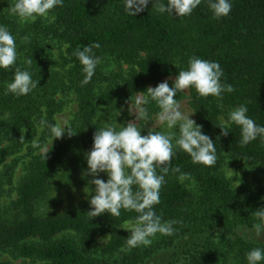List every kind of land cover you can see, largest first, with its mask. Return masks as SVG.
<instances>
[{"label":"trees","instance_id":"16d2710c","mask_svg":"<svg viewBox=\"0 0 264 264\" xmlns=\"http://www.w3.org/2000/svg\"><path fill=\"white\" fill-rule=\"evenodd\" d=\"M166 2L150 0L142 12L133 16L124 11L123 0H64L62 6L52 10L55 22L43 25L40 21L29 24L10 14L9 7L15 0H0V25H5L15 39L28 32L53 34L68 45L71 64L62 75L48 71L39 59L40 44L31 39L30 63L18 58L14 67L0 69V167L9 154L33 143L40 135L39 128L41 141L51 137L41 120L56 123V115L65 107L56 99L60 92L73 90L80 106L69 125L75 134L51 148L47 157L41 153L34 156L14 202V217L0 220V249L13 258L34 264H142L152 253L144 246L120 250L130 235L120 226L133 220L138 215L135 211L121 209L119 217L105 212L89 219L91 206L87 201L61 214L37 212L38 201L63 166L77 161L87 169L86 154L92 149L93 136L106 126L99 116L100 107L111 105L118 91L116 86L98 87L97 68L91 82L81 84L85 74L74 53L93 42L100 44L93 52L101 60L112 56L131 66L124 78L129 98L136 94L148 96V87L165 77H176L187 69L193 56L219 63L223 70L221 83L231 84L233 92L217 99L202 97L190 88L196 123L214 141L217 162L212 167L193 163L189 154L176 148L167 173L157 168V174L165 176V183L160 189V203L154 207L163 220L178 221L175 233L169 236L172 240L189 234L220 233L218 241L206 239L203 250L193 254L187 264H221L229 254L235 255L236 264H247L248 251L264 249L238 231L260 222L254 213L264 207V139L258 137L242 145L239 126L231 125L226 136L218 127L223 126L221 115L240 105L248 108L247 115L257 124L264 125V0H231V12L219 19L214 17L208 0H202L187 17L161 13L158 9ZM17 67L29 71L39 84L26 96L5 95L6 84ZM175 98L178 102L183 99V91H178ZM142 106L147 109V118L161 113L150 98ZM224 153L252 167L250 183L239 190L218 172ZM181 173L190 174L197 191L178 179ZM98 236H109V240L100 245L95 240Z\"/></svg>","mask_w":264,"mask_h":264},{"label":"clouds","instance_id":"9594fccd","mask_svg":"<svg viewBox=\"0 0 264 264\" xmlns=\"http://www.w3.org/2000/svg\"><path fill=\"white\" fill-rule=\"evenodd\" d=\"M63 2L64 0H15L9 7V13L21 20L35 21L38 18H48L51 11L62 6ZM149 2L150 0H123L124 11L136 16ZM201 3L202 0H167L158 10L175 17H187ZM208 6L217 19L227 17L232 9L231 0H208ZM99 47L98 42H93L74 53L85 74L81 81L82 85L91 82L97 66L101 63V58L93 52L94 48ZM17 60L15 37L5 25H0V69L14 67ZM222 76L223 70L218 62L193 56L188 62L187 69L179 71L176 75L171 87L165 80L155 87H148V96L137 99L138 112L135 113L137 119L147 118V109L141 105L149 103L150 98L160 107V118L166 122L167 127L169 129L178 127V136L157 130H149L146 135H142V129L131 122L123 125L118 131L115 126L106 125L95 132L92 149L86 154L87 173L93 177L90 183L95 185L94 195H91L89 200L91 206L88 211L89 219L105 212L111 217H119L121 209L135 211L138 214L133 220L124 221L120 226L130 233L121 251L150 246L158 233L166 236L175 233L174 225L178 221L163 220L162 216L157 215L154 206L160 203V189L165 183V176L157 174V168L160 167L165 174L167 173L177 146L190 155L193 163L207 167L216 164L217 151L214 141L202 131L201 125L190 118V114L194 112L185 114L175 97L178 91L195 88L202 97L222 99L223 93L234 91L231 84L221 83ZM38 84L39 80L33 79L29 71L17 67L13 79L6 84L5 95L11 93L17 97L26 96ZM247 113L248 108L245 105L230 111L228 119L221 120L223 126H218L221 134L228 135L230 132L228 129L235 124L241 130L242 145H247L258 137L264 139V125L257 124ZM41 125L49 128L51 146H41L38 141H34L33 146L40 148L41 154L45 157L51 150L54 139L62 138L66 132L68 135L75 134L70 131L67 119L61 118L54 124H48L42 119ZM175 171L179 172V169ZM100 173L107 175L106 181L99 178ZM188 178H190L188 173H181L178 177L181 182ZM254 215L260 221L254 225L255 235L259 237L264 235V207L257 208ZM245 258L247 264H264V249L253 248L246 253Z\"/></svg>","mask_w":264,"mask_h":264},{"label":"rangeland","instance_id":"374dc122","mask_svg":"<svg viewBox=\"0 0 264 264\" xmlns=\"http://www.w3.org/2000/svg\"><path fill=\"white\" fill-rule=\"evenodd\" d=\"M55 19V13L51 11L48 18H38L35 21H22L29 24L40 21L43 25H51L55 22ZM31 39H36L34 43L40 44L42 54L39 56V59L47 66L48 71H54L59 75L67 73L71 66L67 56L68 45L53 34L45 36L39 32H28L25 36L16 38L18 58L20 60L26 62L29 60L30 54L33 53V48L30 46ZM97 69L100 73L98 87L102 89L114 86L118 87L117 94L112 100L111 105L102 106L99 110V116L105 121L106 125L115 126L118 131L123 125L131 122L142 129V135H146L149 130H157L174 136L179 135L178 127L169 129L166 122L161 120V113L153 118H136L135 113L138 112L136 101L138 98L146 97V95L136 94L132 98L128 97L124 78L129 73L131 66L117 61L112 56H107L101 60ZM165 80L168 81L170 86L173 84L175 77H165L150 87H155ZM183 93L184 98L179 101L181 110L185 114L194 112L190 114V118L196 121L195 111L190 105V88L183 91ZM56 99L65 104L64 109L56 115V122L61 118L67 119L70 125V122L75 118L80 109L77 94L73 90L60 92L56 96ZM233 109L235 108H232L230 111ZM230 111L227 114H222L220 119L226 121ZM39 132L41 135V128H39ZM40 135L34 141H38L41 146L48 145L50 147L51 137L46 142H43L40 140ZM68 137L69 135L66 132L62 138L54 139L52 148L66 141ZM34 141L33 143H26L19 150L9 154L5 164L0 167V220L14 217V202L18 198V190L29 172L34 156L41 153L40 148L33 146ZM173 143L175 144V139ZM218 172L229 179L236 190L243 188L252 179L251 165L245 160L232 157L229 153L223 154ZM99 178L106 181L107 175L100 173ZM92 179L93 177L87 173V169H84L80 162L72 161L67 163L55 174L45 195L38 201L37 212L44 215L61 214L75 209L80 203L89 202L91 195H94L95 189V185L90 183ZM182 183L190 190L197 191L195 180L188 178ZM91 190L93 191L90 192ZM238 231L247 240L264 248V235L257 237L254 227H240ZM219 235V232H213L209 235L208 233L189 234L172 240L169 236L158 233L153 238L150 246H144L147 251H152V253L142 264H187L193 257V254H196L199 250H203L206 239L211 238L218 241ZM102 238L106 241L105 243L109 240V236H98L95 240L98 244L103 245L105 243H103ZM0 261L8 262L9 264H34L30 260L15 259L9 252L1 249ZM236 263L237 258L234 254H229L227 258L221 260V264Z\"/></svg>","mask_w":264,"mask_h":264}]
</instances>
